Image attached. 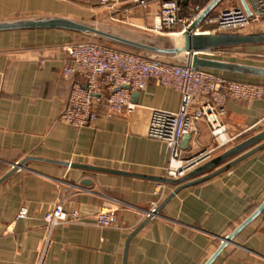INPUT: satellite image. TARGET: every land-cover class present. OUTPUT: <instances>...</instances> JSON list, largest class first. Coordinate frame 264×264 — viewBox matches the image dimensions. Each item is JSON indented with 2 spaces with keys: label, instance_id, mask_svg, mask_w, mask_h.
I'll return each mask as SVG.
<instances>
[{
  "label": "crops",
  "instance_id": "1",
  "mask_svg": "<svg viewBox=\"0 0 264 264\" xmlns=\"http://www.w3.org/2000/svg\"><path fill=\"white\" fill-rule=\"evenodd\" d=\"M162 1L134 5L135 0H130L110 18L100 0H0V23L66 18L140 40L156 34ZM212 1L188 0L187 5L182 4L181 16L195 7L205 9ZM237 7H241L240 0H222L209 15ZM249 30L254 32L244 34H264V24ZM83 40L82 35L55 29L0 32V264L38 263L46 237L44 216L58 203L76 218L53 229L44 264H205L221 240L264 201V148L205 182L181 189L131 236L176 188L143 177H166L170 162L167 145L146 135L150 113L154 109L177 112L181 97L150 80L142 91L132 94L130 113L108 117L99 108L92 128L76 129L63 123L60 113L68 99L69 81L62 70L70 64L63 48ZM261 47L264 45L243 46ZM240 48L202 56L245 64L226 57ZM215 73L264 85V78ZM222 122V141L211 136L206 123L195 125L186 135L188 139L180 143L181 159L185 162L209 154L197 168L262 133L264 101L229 100ZM261 143L264 140L199 177ZM24 159V169L8 175ZM108 208L115 210L116 225L97 226L96 215ZM21 209L27 215L20 219ZM212 264H264V210Z\"/></svg>",
  "mask_w": 264,
  "mask_h": 264
},
{
  "label": "built area",
  "instance_id": "2",
  "mask_svg": "<svg viewBox=\"0 0 264 264\" xmlns=\"http://www.w3.org/2000/svg\"><path fill=\"white\" fill-rule=\"evenodd\" d=\"M129 1L100 0V6L111 10ZM135 2L142 4L144 0ZM246 3L250 16L242 7L217 15H207L194 32H235L264 19V0H246ZM202 11V8L195 7L181 16L182 0H163L154 31L160 34L170 31L182 33ZM177 27L179 30H176ZM63 49L70 59V64L62 70L63 78L69 81V94L60 113V120L73 128H92L98 118L99 108L108 117L122 112L130 113L133 110L132 94L142 91L150 80L180 94L177 112L154 109L148 120L147 137L164 142L170 152L167 178L183 177L209 157L206 153L185 162L181 159L180 143L184 136L193 131L195 125L199 122L206 123L211 136L222 141L225 133L222 121L226 116L229 100L264 101L262 84L240 82L214 72L148 60L95 42H74ZM212 53L214 52L207 54ZM216 53L221 54L219 51ZM26 215L27 211L21 209L17 218H25ZM75 218V215L71 217L64 211L62 203H58L45 214L46 237L37 264H44L53 229ZM116 222L115 210L110 208L102 209L96 215V224L99 227L111 228Z\"/></svg>",
  "mask_w": 264,
  "mask_h": 264
},
{
  "label": "water",
  "instance_id": "3",
  "mask_svg": "<svg viewBox=\"0 0 264 264\" xmlns=\"http://www.w3.org/2000/svg\"><path fill=\"white\" fill-rule=\"evenodd\" d=\"M222 0H213L208 7L203 9L199 17L189 26V28L178 34L163 35V34H147L141 37L140 40H133L123 36H119L101 29L99 26L92 24H85L82 22L66 19V18H37V19H23L12 22L0 23V32L5 31H16V30H37V29H55L64 30L72 33L82 35L84 37L95 38L99 42H107L119 47L133 54H136L142 58L148 60H155L175 66L180 67H190L193 69H201L209 72H221L235 75H243L248 77L264 78V68L229 63L219 60L208 59L203 57V54L214 52L221 49H230L243 46H258L264 45V34H238V33H195V29L200 25L203 19L209 15L214 7ZM188 0H182V4L187 5ZM241 7L250 16V11L247 6L246 0H240ZM136 5L137 3H132ZM126 5L119 6L115 9H107L108 16L111 18L116 13L124 9ZM164 41V44H156L154 42ZM173 42V43H172ZM110 47V46H109ZM188 139L187 136L183 137V141ZM264 140V131L243 143L233 147L220 157L211 160L208 163L201 165L190 171L183 177L178 179L173 178H149L143 177L148 180L157 182L160 185H172L175 186V190L152 212L148 215L147 219L132 233L131 236L136 234L140 228H142L154 215H157L160 209L168 203L175 194H177L181 189L187 188L196 184L205 182L214 176L226 171L232 165L245 158L249 154L264 148V143H261L256 148L248 151L236 160L224 165L223 167L217 169L216 171L209 173L203 177H199L206 172L212 170L221 163L229 160L230 158L241 154L245 150L251 148L252 146L259 144ZM27 159H24L20 163H16L12 166L11 171L8 175L24 169ZM68 167H77L82 169H87L91 171L99 172H112L104 169H97L87 166L72 165L71 163H61ZM121 174V173H120ZM123 174V173H122ZM7 175V176H8ZM6 176V177H7ZM5 177V178H6ZM4 180V179H2ZM1 180V181H2ZM264 210V201L256 209V211L250 215L237 229H235L229 236L221 240V244L215 253L208 259L205 264H212L223 249L230 243L233 239L241 232V230L246 227L250 222H252L262 211Z\"/></svg>",
  "mask_w": 264,
  "mask_h": 264
},
{
  "label": "rangeland",
  "instance_id": "4",
  "mask_svg": "<svg viewBox=\"0 0 264 264\" xmlns=\"http://www.w3.org/2000/svg\"><path fill=\"white\" fill-rule=\"evenodd\" d=\"M264 24V19H261L257 22L251 23L249 26H247L244 29H241V33L240 34H244V33H253L254 31L249 30L250 27L252 25H263ZM163 35H172V34H177L176 31H170V32H166V33H162ZM93 42V41H99V40H95V38H88V37H84L83 42ZM110 47H114L116 49H123L122 47L113 45V44H109L107 42H102ZM156 44H164V41H158V42H154ZM173 43V42H172ZM227 59H230L234 62H239V63H245V64H255V65H262L264 66V47L261 48H240L232 53H229L228 55H226Z\"/></svg>",
  "mask_w": 264,
  "mask_h": 264
}]
</instances>
